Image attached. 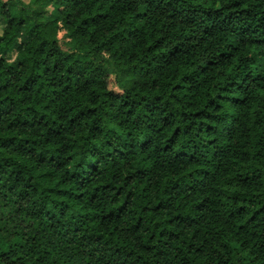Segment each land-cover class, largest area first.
Returning a JSON list of instances; mask_svg holds the SVG:
<instances>
[{
	"label": "clouds",
	"instance_id": "9594fccd",
	"mask_svg": "<svg viewBox=\"0 0 264 264\" xmlns=\"http://www.w3.org/2000/svg\"><path fill=\"white\" fill-rule=\"evenodd\" d=\"M7 2L0 0V5ZM155 4L158 7L149 13L152 23L148 31L152 41L158 33L165 49L178 45L181 50L171 66L164 64L160 57L153 60L152 52L145 50L147 44L142 33L136 34L135 41L129 38L128 42L115 47L106 45L107 52L105 48H98L95 53H90L91 63L86 72L89 85H83L82 78H75L74 87L68 93L59 89L56 95L41 96L38 93L27 111L17 110L15 116L27 119L30 126L16 130L30 141L35 140V144L25 145V152L29 148L35 149L33 156L25 159L35 160L41 154L53 157L44 171L63 182L55 187H63L67 195L57 196L45 191V187L53 185L51 182L42 185L40 177L29 180L28 177L36 172L31 163L19 178L17 164H10L6 169L0 167V253L6 257L0 258V264H51V259L59 260L60 264H98L99 251L94 258L88 256L98 247L90 243L89 238L98 232L119 235L127 250L145 255V259L151 261L154 253L144 254L142 249L145 244H156V249L160 250L163 238L157 243L154 227L158 226L160 216H149L142 209L162 198L160 190L164 178L171 180L177 173L183 175L182 169L187 162L177 160L173 145L195 155L202 167L214 172L221 161L213 157V152L229 149V159L231 152L239 156L240 136L227 139L233 129H239L248 139L260 140L264 136V48H248L215 28L209 27L207 34L204 31L211 23L207 19V14L211 13L220 20L231 19L230 27L236 32L251 26L249 37L255 29V37L264 40V20L259 19L264 16V0H155ZM176 11L181 14L180 19L165 20L166 15ZM184 16L192 18L193 23H181ZM109 31L105 30V39ZM233 43L238 50L227 47ZM134 51L142 53V59L139 55L132 58L136 61L135 66L128 59ZM221 52L232 53L236 59L222 60ZM256 52L258 57H255ZM209 61L215 67L208 64ZM229 64L230 68L224 66ZM205 66L207 70L202 72L201 68ZM180 68L183 69L181 74L191 76L190 81L177 80L176 69ZM110 76L119 81L118 89L107 86ZM176 83L183 86L173 91ZM208 101L213 103L209 105ZM218 104L221 105L219 109ZM38 105V111H33ZM44 105L50 113L45 118L46 126L36 123ZM90 108L94 111L90 112ZM194 112H199L200 116L194 117ZM12 119L6 118L5 122L11 123ZM252 120L258 124L253 129L254 137H248L245 130ZM209 124L213 125L212 129L204 132ZM177 127L179 138L172 137ZM49 128L54 130L51 135ZM45 140L50 142L45 143ZM210 140L213 143L210 144ZM260 148L264 149V140ZM238 163L231 169L233 175L238 170ZM58 164L63 166L57 168ZM137 169L143 171L137 173ZM73 172L78 173L77 180L71 179ZM85 177L91 182L86 181L81 187L78 181ZM26 184L37 186L39 191L31 193V189L25 188ZM258 185L256 197L264 203V176ZM129 189L132 195H129ZM25 191L30 193V198L18 200V195ZM251 191L249 188L244 194L250 196ZM126 199L128 203L119 221L101 223L102 217L108 212L116 213ZM61 200L71 205L64 216L59 215V209L64 207ZM44 206L57 213L54 219L40 216L39 209ZM17 207L22 212H16ZM80 212H84L94 226L82 229L75 237V245L68 244L60 237L66 227L80 219ZM140 216L144 219L136 231L134 226ZM149 236L154 239L148 240ZM178 251L169 248V255L157 259L161 264H173V261L179 264V259L175 258ZM109 258L116 264L124 260V257L116 260L111 254L105 257ZM135 260V255L127 258L128 264ZM137 264L141 262L137 261Z\"/></svg>",
	"mask_w": 264,
	"mask_h": 264
},
{
	"label": "trees",
	"instance_id": "16d2710c",
	"mask_svg": "<svg viewBox=\"0 0 264 264\" xmlns=\"http://www.w3.org/2000/svg\"><path fill=\"white\" fill-rule=\"evenodd\" d=\"M51 5L57 7L56 17L46 16V9ZM157 7L155 0H8L7 3L0 5V16L5 22L0 35V105H3L0 107V160H3L0 167L6 169L10 164H17L19 178L24 168L31 163L36 172L34 176L28 177L29 180L40 177L42 185L48 182L53 185L50 188L45 187V191L54 192L57 196L67 195L66 189L55 187L56 184L63 182L44 171V168L51 164L53 157L41 154L35 160L25 159L26 156L30 158L35 153V149L32 148L25 152V145L35 144V140L30 141L26 135L16 130L29 127L30 122L27 119L21 120L15 114L20 108L27 111V107L35 101L38 93L41 96L47 93L56 95L58 89L68 93L74 87L75 78H82L83 85H89L86 72L87 66L91 63L90 53H95L98 48H105L106 45L115 47L117 44H124L129 38L135 41L136 34L142 33L147 44L145 50L152 52L153 60L160 57L164 64L171 66L181 52L179 46L174 45L170 49H165L163 38L157 33L155 40L152 41V35L148 31L152 23L149 13L154 12ZM180 16L179 11L171 12L165 16V20L180 19ZM207 19L211 23L205 27V34L211 27L229 34L238 39L240 44H246L253 50L264 48V40L255 37V29L251 30L252 35L249 37L251 26L236 32L230 27L232 20L227 17L220 20L208 13ZM259 19L264 20V16ZM181 23L191 24L193 19L184 16ZM106 29H110L107 39ZM60 30L65 32L66 41H60L58 37ZM227 47L238 50L234 43L228 44ZM107 50L105 48L106 52ZM137 55L142 59V53L138 51L132 52L128 57L134 66L136 61L132 58ZM258 56L259 53L256 52L255 57ZM220 57L222 60L236 59L232 53L226 52H221ZM208 64L215 67L212 61ZM224 66L231 67L230 64ZM206 70V66L201 68L202 72ZM176 71L177 80L190 81L191 76L188 73L181 74L182 68ZM111 78L119 88L120 83L115 76H110L107 86L110 88ZM256 78L259 79L258 76ZM182 86L181 83H176L173 91ZM219 98L217 96V99ZM212 103L213 101H208L209 105ZM39 107L38 105L33 111H38ZM220 107L218 104L217 109ZM89 111L92 112L94 109L90 108ZM39 115L40 119L36 123L46 126L45 118L50 115L47 105L43 106V111L39 112ZM192 115L199 117L200 113L194 112ZM6 118H13L12 122L6 123ZM33 119L35 120V117ZM257 124L258 121L252 120L249 128L245 130L248 137H254L253 129ZM212 127L213 125L209 124L203 131L209 132ZM53 132V129H48L49 135ZM179 134L180 129L177 127L172 132V137L179 138ZM237 135L240 136L239 156L237 157L236 152H231L229 159V149H218L217 152H213V157H218L221 161L216 165L214 172L202 167L201 161L195 155L176 149L173 145V150L177 152V160L180 163H184L185 160L187 162L182 169L183 175L177 173L171 180L164 178L160 190L162 198L154 204L145 205L142 209L149 216L153 214L160 216L158 226L154 225L157 243L163 238L160 250L156 249V244H145L142 249L144 254L154 253L151 261L145 259V255L127 250L125 241L119 235L99 232L89 238V242L98 247L93 248L88 256L94 258L95 253L99 251L101 255L98 264H116L110 258L105 259L108 254L116 260L124 257L121 264H128L127 258L133 255L136 256V260L131 261V264H137V261L141 264H161L157 257L169 255L168 249L171 248L173 251L179 249L175 257L179 259V264H253V260L255 264H264V203L256 197L258 182L264 176V149L260 148L264 136L260 140L248 139L239 129H233L227 139L233 140ZM172 137H169V140ZM49 142L45 140V143ZM209 143L213 141L210 140ZM164 147L165 150L168 149L167 144ZM16 157H19V160ZM237 161L238 170L233 175L231 169L237 165ZM62 166L56 165L57 168ZM93 171L97 170L93 168ZM142 171L137 169V173ZM77 177L78 173L73 172L71 179L77 180ZM86 181L91 182L85 177L78 183L83 187ZM25 188L31 189V193L39 191L33 184H26ZM249 188L252 190L250 196L256 197L255 199L244 194ZM129 195H132L130 189ZM28 198L30 193L27 191L18 195V200ZM60 203L64 207L59 209V215L64 216L67 210L71 209V205L63 200ZM127 203L126 199L125 204H122L116 213L108 212L101 218V223L108 221L111 224L119 221ZM15 211L22 212L19 207ZM39 212L40 216L46 217L47 220H52L57 215L47 206L39 209ZM79 217L75 224L64 229V235L60 237L68 244L75 245V237L81 230L94 226L93 221H89L84 212H80ZM143 219V216L136 219L134 226L136 231H139ZM49 229L51 230V225ZM147 239L153 240L154 237L149 236ZM0 258H6L5 254L0 253ZM51 264H60V261L51 259Z\"/></svg>",
	"mask_w": 264,
	"mask_h": 264
},
{
	"label": "rangeland",
	"instance_id": "374dc122",
	"mask_svg": "<svg viewBox=\"0 0 264 264\" xmlns=\"http://www.w3.org/2000/svg\"><path fill=\"white\" fill-rule=\"evenodd\" d=\"M57 14H58V10H57V7L55 5H51V6L47 7V9H46V16L47 17H56ZM4 24H5L4 19L0 16V35L2 34V28L4 27ZM58 37H59L61 42L67 40V38H65V32L62 31V30H60L58 32ZM11 57L13 58L14 54ZM110 88L118 89L116 84L114 83L113 79H112V81L110 83Z\"/></svg>",
	"mask_w": 264,
	"mask_h": 264
}]
</instances>
